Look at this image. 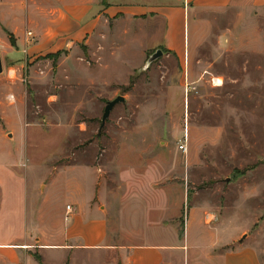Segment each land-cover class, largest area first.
<instances>
[{
	"label": "rangeland",
	"instance_id": "obj_1",
	"mask_svg": "<svg viewBox=\"0 0 264 264\" xmlns=\"http://www.w3.org/2000/svg\"><path fill=\"white\" fill-rule=\"evenodd\" d=\"M78 6L91 15L47 42ZM174 9L184 0H0V163L19 152L35 224L73 197L110 223L100 250L68 248L59 225L28 232L22 264H131L154 247L162 264H264V13H195L211 30L189 63L166 40Z\"/></svg>",
	"mask_w": 264,
	"mask_h": 264
},
{
	"label": "crops",
	"instance_id": "obj_2",
	"mask_svg": "<svg viewBox=\"0 0 264 264\" xmlns=\"http://www.w3.org/2000/svg\"><path fill=\"white\" fill-rule=\"evenodd\" d=\"M184 2L187 11L185 9H174L172 12L164 14V16L167 18L166 21L169 26L167 43L171 44L172 49L181 58L187 55L189 63L192 58V49L190 47L191 36L200 30V39L205 40L208 33H210L209 29L211 30L208 25L206 27L205 25H201L199 29L195 26L192 19L195 13L208 17L222 15L230 10L242 12V15L264 13V0H184ZM88 7H72L71 14L64 15L62 26H58L53 31L47 42L56 40L61 29L64 30L65 25L70 23V19H75L76 23L85 21L91 15V12H86V10H89ZM104 13H109V10H106ZM135 13L142 15L150 14L148 9L142 7L131 8L128 11V14L131 16L135 15ZM92 22L93 20H90L88 23V33L90 35H93L96 28H91L93 26ZM178 26H180V30ZM186 27L187 32H185V35L183 28L185 30ZM141 35H144V33H141L139 36ZM223 39L225 37L220 38L221 41ZM46 45L48 46L50 43ZM218 79L221 80V78ZM12 136V140H14V135ZM21 152L22 150L20 154ZM18 157L19 152L17 155L12 154V157L7 158V162L2 161L0 163V264H22L23 255L26 250L30 249L29 247L32 244L28 232H52L56 230V226L58 225L62 228L61 233L63 235L61 234V236L68 248L100 250L110 245V223L106 214L101 212V209H97L92 202L80 201L79 197H73L74 207L71 205H60V211L58 212L59 222L57 224L49 223V221L41 226L35 224L30 219L33 215L30 209L31 207L33 209L34 206H31L29 203V183L20 174L22 173V170H20L22 163H20ZM45 206V216L48 217L49 205L46 204ZM69 207H71V210H68ZM66 218L68 224L65 223ZM129 251L126 252L128 259L129 253H133ZM161 251L158 247H154L152 252L145 253L148 257L143 256L142 252H135L134 257H130V263L162 264ZM247 255L249 257L247 262L259 264L255 253H248Z\"/></svg>",
	"mask_w": 264,
	"mask_h": 264
},
{
	"label": "water",
	"instance_id": "obj_3",
	"mask_svg": "<svg viewBox=\"0 0 264 264\" xmlns=\"http://www.w3.org/2000/svg\"><path fill=\"white\" fill-rule=\"evenodd\" d=\"M165 55V53L162 50H158L153 56L150 57L146 69L150 68V66L155 63L156 61H158L159 59L163 58ZM4 74V61H3V57L0 53V77ZM126 103L125 98L123 97H119L118 99H116L113 102H109L106 109H105V113L103 116V125L102 128L105 127L106 122L108 121V119L110 118L111 114L113 113V111L115 110V108L121 104ZM13 136L11 135V138ZM247 237L245 236L243 238L242 241H244Z\"/></svg>",
	"mask_w": 264,
	"mask_h": 264
},
{
	"label": "built area",
	"instance_id": "obj_4",
	"mask_svg": "<svg viewBox=\"0 0 264 264\" xmlns=\"http://www.w3.org/2000/svg\"><path fill=\"white\" fill-rule=\"evenodd\" d=\"M30 37H32L33 34H29ZM220 79H215L214 82H219ZM180 151L182 153H187L188 152V146L186 144H182L180 147H179ZM68 210H71V207L68 208Z\"/></svg>",
	"mask_w": 264,
	"mask_h": 264
},
{
	"label": "bare ground",
	"instance_id": "obj_5",
	"mask_svg": "<svg viewBox=\"0 0 264 264\" xmlns=\"http://www.w3.org/2000/svg\"><path fill=\"white\" fill-rule=\"evenodd\" d=\"M219 82H220V80H219Z\"/></svg>",
	"mask_w": 264,
	"mask_h": 264
}]
</instances>
